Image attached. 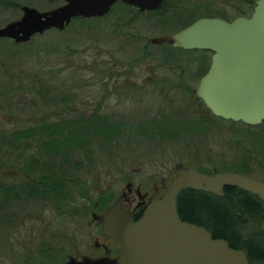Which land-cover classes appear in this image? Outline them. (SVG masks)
Instances as JSON below:
<instances>
[{
	"label": "rangeland",
	"instance_id": "obj_1",
	"mask_svg": "<svg viewBox=\"0 0 264 264\" xmlns=\"http://www.w3.org/2000/svg\"><path fill=\"white\" fill-rule=\"evenodd\" d=\"M62 2L0 0V27L20 18L22 5L44 11ZM254 2L174 0L163 17L116 9L104 19L74 21L62 34L49 30L26 44L0 38V134L5 132L9 141L18 136L11 137L13 132L57 123V117L65 116L73 121L78 115H95L132 129L111 141L97 137L90 146L70 152L67 160L54 159L68 193V184L72 188L83 179L92 190L81 200L70 192L55 208L48 196L7 190L28 179L25 163L45 161L39 137L37 144L1 159L0 190L6 193L2 197L0 191V264H58L70 254L102 255L103 249L93 246L102 230L91 223V213L104 211L128 182L155 197L161 179L179 165L212 172L216 166L226 170L241 163L245 174L264 181V125L247 128L212 117L207 109L203 115L210 119L197 115L202 108L194 90L210 54L149 42L199 17L247 16ZM80 53L87 61H81ZM135 124L154 135L135 132ZM33 175L39 181V166Z\"/></svg>",
	"mask_w": 264,
	"mask_h": 264
},
{
	"label": "water",
	"instance_id": "obj_2",
	"mask_svg": "<svg viewBox=\"0 0 264 264\" xmlns=\"http://www.w3.org/2000/svg\"><path fill=\"white\" fill-rule=\"evenodd\" d=\"M118 1L143 12L158 9L164 0H64L47 11L23 5L19 19L0 27V38L24 43L48 29L63 30L76 17H101ZM150 42L210 51V65L196 96L216 117L247 125L264 121V0L255 1L250 16L231 21L201 17ZM175 175L172 181H162L165 194L150 202L135 221L131 220L135 209L120 197L104 213H92L94 221L103 223L107 238L116 241L118 255L70 256L59 264H250L243 250L230 247L225 239L213 238L203 226L182 221L176 196L185 188L222 195L223 187L236 186L264 202V181L232 171L203 174L192 167L176 169Z\"/></svg>",
	"mask_w": 264,
	"mask_h": 264
},
{
	"label": "trees",
	"instance_id": "obj_3",
	"mask_svg": "<svg viewBox=\"0 0 264 264\" xmlns=\"http://www.w3.org/2000/svg\"><path fill=\"white\" fill-rule=\"evenodd\" d=\"M172 1L174 0H165L158 10L149 13H156L160 17L165 16L167 5H170ZM116 9H120V12L135 11V9L122 3L116 4L111 13ZM75 21L81 22L82 20L75 19ZM60 33L62 34L63 31ZM4 41L6 42V40ZM171 49L169 47V50ZM194 52L207 54L206 51H187V53ZM80 56L83 55L80 53ZM83 57L81 61H87V58ZM209 61L206 68L202 70L203 74L208 68ZM71 67H74L73 63H71ZM200 106L202 112L197 114L198 117L210 119L206 115H203L206 109L203 108L201 103ZM56 119H58L57 123H42L35 129L13 132L11 137L15 133L18 135L17 138L14 137V142L12 141L13 139L11 141L8 140L5 132H3L5 135L0 134V141L3 143V145L0 143V162L11 151L18 152L21 148L26 149L29 143H35L36 138L39 137V142L37 143L41 152L45 154L42 156L45 161H41L39 165L36 160H34V163H25L23 165V172H25V177L28 179L24 180V183L12 186L7 190L14 194L22 192L26 197H31L37 193L43 198L48 196L54 208L57 206L56 202L67 198L70 192L74 191L75 193L73 194H77L75 197L79 198V200L88 197L92 192L89 188L90 182L83 179L82 184L80 182V184L74 183L75 185L72 188L68 184V188H70V192L68 193V189H65L66 178L64 174H61L59 170H55L56 165L54 163H58L54 161L55 158L67 160L70 158V152L90 146V143L97 137L104 139V141H111V139L121 137L124 134L130 133V131L132 132L131 127L127 128L125 123H106V121L97 118L95 115L88 117L84 115L80 117L78 115L73 121H68V116L57 117ZM263 125L264 123L258 127ZM245 126L247 128L253 127L249 125ZM132 128L138 133L142 131L143 133L154 135L153 132L150 133L145 127L139 128L136 124ZM35 132H38V135ZM175 133L179 132L176 130ZM253 141L255 142L257 139L254 138ZM22 143H25L24 146L20 145ZM85 152L87 153V151ZM86 160L91 162L90 159ZM236 164L238 167H230L226 170L248 173L246 170L241 169L243 164ZM28 165L31 167L30 170L27 169ZM38 166L40 167V179L39 181H35L36 178H34L33 171ZM216 168L222 169L218 166ZM198 169L201 172H206L200 168ZM46 180L47 183L44 184ZM73 182L72 178H68V183L73 184ZM0 191L2 197H4L6 191ZM223 194L220 197L192 189L180 191L176 199L180 219L203 226L212 234L213 238H223L228 241L230 247L244 250L250 264H264V202L259 200L255 195L235 186H225ZM54 247L61 249L59 245Z\"/></svg>",
	"mask_w": 264,
	"mask_h": 264
},
{
	"label": "flooded vegetation",
	"instance_id": "obj_4",
	"mask_svg": "<svg viewBox=\"0 0 264 264\" xmlns=\"http://www.w3.org/2000/svg\"><path fill=\"white\" fill-rule=\"evenodd\" d=\"M173 168H172V170H169L168 174L161 179L160 186L162 187V189H160L161 192H159L158 195L156 194L155 197H153L152 195L148 196L147 193L146 192H142L138 186L134 187V184L132 182H131L130 186L127 187L126 192L121 194V195H123V197H122L123 200L128 199L129 201L132 202L130 204L131 208H134L135 205L138 204L137 209L134 211V217L140 216V214L142 213L144 207L150 201H152L154 199H159V198H161L164 195L165 186L163 185L162 180L164 178H167V179H169V181H171V180H173L175 178L174 169ZM180 168H183V167H180ZM157 191H158V189L155 192L157 193ZM101 230H102V234L98 235L96 237L98 243L96 241H94L93 246H94V248H97V249H99V248L103 249V254H105L106 250L102 247V245H105L107 249H110L112 246H114L115 242L112 241L111 239H106V233H105V231L103 229V226H101ZM100 239H102V242L100 241ZM107 243H109V245ZM116 253H117V251L114 250V251L109 252V255H114ZM74 256L79 258V257H81L83 255L80 256V254H74ZM87 256H89V255L87 254ZM90 256H95V255H90Z\"/></svg>",
	"mask_w": 264,
	"mask_h": 264
}]
</instances>
